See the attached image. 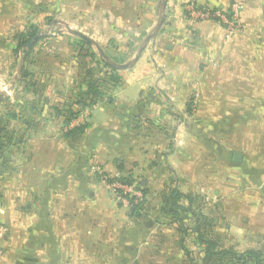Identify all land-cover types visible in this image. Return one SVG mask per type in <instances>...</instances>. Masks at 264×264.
<instances>
[{
    "label": "crops",
    "instance_id": "1",
    "mask_svg": "<svg viewBox=\"0 0 264 264\" xmlns=\"http://www.w3.org/2000/svg\"><path fill=\"white\" fill-rule=\"evenodd\" d=\"M128 1L118 25L136 18ZM189 1L152 0L159 11L146 32L156 28L155 35L133 66L119 70L122 83L110 103L82 105L90 100L79 96L87 70L80 59L67 62L75 71L69 82L61 80L69 83L68 94L44 76L45 67L34 74L40 92L34 96L12 77L2 103L19 109H0V224L6 229L0 264H188L167 197L174 187L191 193L209 184L185 151L190 145L211 158L217 227L264 239V0H237L241 28L228 38L217 22L187 17ZM195 1L228 8L235 0ZM18 14V28L8 32L11 16L4 8L0 13V53L8 54L9 70L27 31L21 4ZM75 40L67 41L73 52ZM68 110L83 121L73 124ZM191 114L188 139L183 118ZM79 125L83 131L71 134ZM93 165L131 176L148 193L146 208L118 204Z\"/></svg>",
    "mask_w": 264,
    "mask_h": 264
},
{
    "label": "rangeland",
    "instance_id": "2",
    "mask_svg": "<svg viewBox=\"0 0 264 264\" xmlns=\"http://www.w3.org/2000/svg\"><path fill=\"white\" fill-rule=\"evenodd\" d=\"M126 2L127 0H0V13L4 8L5 15L11 16L12 23L9 22L11 27H7L6 30L8 32H15V28L17 29L19 25L18 20L20 16L18 13L19 4H21L22 21L24 14H26V29H28L31 24L37 25L39 33L45 32V36H48L45 38L46 41L38 43L35 53L32 54L30 69L36 77H39L42 67H45L44 70L48 73H53L54 76L51 75L48 77V73L44 76L47 79L52 78V80H56L57 90L62 91L61 93L68 94L70 91L69 83L67 86H62L61 80H63V82H69L68 79L71 78L75 71L71 67V64H67V62H71L73 59H80L81 61L86 62L88 68H93L92 70L94 71L95 79L103 80V89L107 90L106 94L108 96H110V94L111 96H114L119 87L117 86L116 88H113L111 85L108 76L112 71L105 67L103 60L114 63V60L124 61L120 64L132 62L137 54L138 44L142 45L147 43V36L155 33L156 28L148 31V34L146 28L151 26L159 11L158 3L155 4L152 0H130L128 2L132 5L131 8H135V11L137 12V14H134L136 18L134 17L135 19L131 22L125 20L124 24L118 25L119 18L122 17L124 12ZM159 8L160 12L158 18L161 19L165 15L163 1ZM24 11H26V13H24ZM12 24H15L16 26ZM67 26L85 33L94 40L90 49L96 53V58L91 59L87 56L84 59H81L78 56L79 53L77 51L73 52V49H70L71 47L67 45V41H69L71 36L74 37V35L69 33ZM138 31L140 32V36H131L132 32ZM121 33L122 36H120ZM73 47L75 46L73 45ZM97 47H100L104 54L105 50L108 51L112 59H105L104 56L100 54ZM24 49H26V46L21 50H18L19 53L13 54L10 70L7 68L9 67L8 64H10H7L8 54L6 53L4 56L3 53H0V93L8 94L7 92L12 90L10 88L12 77H15L12 84L19 85L20 82L16 80L20 76V70L18 72V69L21 62L20 57L23 54ZM75 49L77 50L78 47L76 46ZM58 56H61V59H59ZM59 60L60 62L64 61L62 64L66 63L67 65L62 66L61 64L60 68V65H57ZM4 61H6V69L1 67ZM136 62L137 61L133 62V64ZM118 74H121L120 71ZM54 84L53 87L55 89ZM31 89L33 93L31 96L40 94L39 89H36L35 86H32ZM55 93L58 92L56 91ZM2 106H4L3 103L0 105V109ZM194 108L195 105L193 106V109ZM9 109H19V106L14 105ZM73 112L77 113V111L74 110ZM79 117L80 116L77 115L72 119L73 124H79L77 122ZM183 119L186 121L184 122L183 120V123L188 125V139H191L192 132L190 131L195 128L192 126L194 125L195 117L191 114L188 118ZM208 123L210 124V120H208ZM210 136V133L204 135L208 143H210ZM204 137L201 138L204 139ZM190 146L185 148V151L189 154V157L190 151H192L194 155H191L190 159H192L194 163L195 160L197 161L198 166L200 167L199 177L203 179V182L209 183L208 186L205 184L202 190L199 187L200 189L197 188L196 191H191V194L193 195H200L194 206V209H196L199 214L200 225L206 228L207 231H212L214 233L215 239L220 242L222 248L242 251L251 248V246L248 247V245L249 242H252L254 243L252 246H255V248H262L264 250V239H260L259 236L247 235L244 238V236L240 235V237L237 238L228 232V228L225 224H221L220 228H218L217 223H214L218 216L217 214H219V210L217 206H214V203L218 198L215 197L211 189L212 186L208 180L210 177L209 169H211V158L206 155V153L203 155L200 149L195 150L193 147L190 148ZM197 151L200 152L197 153ZM195 154L197 156H195ZM182 189L184 192L185 190H188L185 186H182ZM183 203L186 204L184 200ZM221 212H224V209L220 206V213ZM184 219L188 228V232L185 235V244L192 255L191 257L194 260L193 264H228L227 259H223L221 262L220 260H213L211 258L204 259V255L194 239L196 231L194 223L191 220V215H185ZM255 243L257 244L255 245ZM214 258H218V256Z\"/></svg>",
    "mask_w": 264,
    "mask_h": 264
},
{
    "label": "trees",
    "instance_id": "3",
    "mask_svg": "<svg viewBox=\"0 0 264 264\" xmlns=\"http://www.w3.org/2000/svg\"><path fill=\"white\" fill-rule=\"evenodd\" d=\"M39 34V28L37 25H32L27 29L25 33H22L18 39L20 40V43L18 45V48L25 47L33 38L35 35ZM48 36H40L36 42L33 44L31 48H27L23 50V66L20 68V76L18 77V82H26V90H29L30 87L37 85L36 81H33L34 73L30 70L31 65V58L32 54L35 53L36 46L38 43H40L42 40H45V38ZM75 42L72 44L75 47L77 46V52L79 53L78 56L81 59H84L85 57L96 58V53L90 49V47L93 45L92 43H89L88 41L75 36ZM19 53V52H17ZM105 55L107 58H111L108 51L105 50ZM112 59V58H111ZM81 61V60H80ZM115 63L120 64L124 61H118L114 60ZM84 62V61H83ZM105 67L109 68L112 72H110L108 78L110 79V83L113 86V88H116L117 86L120 87L122 83V77L120 74H118L119 69L113 68L109 65L107 60H103ZM86 63V62H85ZM87 65V64H86ZM131 66H133V63H131ZM93 68H88L86 70L85 78L82 82V85H80V98L82 94H85L89 97V103L82 104V100H78L77 103L79 106L84 105L87 106H93L99 102H105L110 103L113 100V96H108L106 93V89H103V80L95 79L94 78V71ZM115 86V87H114ZM37 88V87H36ZM111 93V92H110ZM4 100L0 101V105L2 104ZM11 103H7L6 105L2 106L1 109L11 107ZM32 110H35L36 106L33 104L30 107ZM77 113L73 112V110H68V115L70 119H73L76 117ZM11 117H15L11 115ZM83 126L79 125L75 128H73L71 134H79L83 131ZM4 129L1 130L0 133H2ZM3 142H0V149L3 150ZM113 180V178H110V181ZM121 182L123 183H130L132 184L135 182L129 175H123L120 178ZM139 184V183H138ZM140 188V186L138 185ZM144 198L139 202V204L133 206L136 209H143L146 208L148 205V200L146 198L147 191L145 189L142 190ZM169 197L167 202L169 203V206L171 207V221L172 223L176 224L178 227L179 232L182 235V242L181 246L183 251L185 252L188 264H193L194 260L191 257V253L189 249L187 248L185 244V235L188 232L187 225L185 223L184 216L187 214L191 215V220L194 223L195 228V235L194 239L198 247L201 249L204 259L211 258L213 260H223L227 259L228 264H264V250L260 248H251L247 249L245 251H237L233 249H226L222 248L220 245V242L215 239L214 233L211 231H207L206 228L200 225L199 221V214L196 209H194V206L197 202V199L200 195L198 194H191V193H184L182 192L178 187H174L168 194ZM183 200L186 202V204L183 203ZM218 256V258H214Z\"/></svg>",
    "mask_w": 264,
    "mask_h": 264
},
{
    "label": "built area",
    "instance_id": "4",
    "mask_svg": "<svg viewBox=\"0 0 264 264\" xmlns=\"http://www.w3.org/2000/svg\"><path fill=\"white\" fill-rule=\"evenodd\" d=\"M241 8V3L237 0L233 1L228 8L213 7L208 4H200L195 0H190L186 4L185 12L187 17L194 22L214 21L222 25L228 38L241 28ZM82 118L80 116L77 122L81 121ZM92 171L98 174L101 180L106 183L118 204L130 208L143 200L144 195L138 187L137 181L132 184L123 183L120 180L123 174L119 172L110 174L95 165L92 166ZM110 178H113V180L110 181ZM5 230L4 226L0 224V238L5 234Z\"/></svg>",
    "mask_w": 264,
    "mask_h": 264
},
{
    "label": "water",
    "instance_id": "5",
    "mask_svg": "<svg viewBox=\"0 0 264 264\" xmlns=\"http://www.w3.org/2000/svg\"><path fill=\"white\" fill-rule=\"evenodd\" d=\"M165 3H166V2H165ZM165 3H164V4H165ZM163 19H164V18H162V20H161L159 26L162 25V23H163ZM67 29H68V31H69L70 34H72V35H74V36H77V37H80V38H82V39L88 41L89 43H92V44L94 43V40L91 39V38H90L88 35H86L85 33L81 32V31H79V30L73 29V28L70 27V26H67ZM157 30H158V28H157ZM157 30H156V31H157ZM45 35H46L45 32H41V33L35 35L34 38H33V39H32V40L26 45V47H27L28 49L31 48V47L33 46V44L36 42V40H37L40 36H45ZM154 35H155V34H150L149 36H147V38H146L147 41H149L151 38H153ZM97 48H98L100 54L103 55L105 59H107V56L104 54L103 50H102L100 47H97ZM144 50H145V44H143V45H141V46L139 47V50H138L136 56L134 57L133 61L130 62V63H124V64H117V63H114V62H108V63H109V65H110L111 67L116 68V69H119V70H125V69H128V68L131 67V63H133V62H135V61H137V60L139 59L140 54H141ZM23 57H24V54L21 55L20 68H21V67L23 66V64H24V62H23ZM20 68L18 69V72H19ZM4 96H5L4 94H2V93L0 94V101L4 98ZM240 159H241V155L238 154V153H236V154H235V160H240Z\"/></svg>",
    "mask_w": 264,
    "mask_h": 264
}]
</instances>
